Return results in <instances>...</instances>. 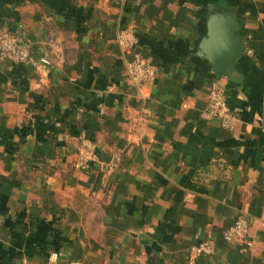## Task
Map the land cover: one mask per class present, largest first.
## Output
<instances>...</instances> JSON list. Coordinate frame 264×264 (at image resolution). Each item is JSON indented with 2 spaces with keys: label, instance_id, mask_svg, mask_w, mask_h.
<instances>
[{
  "label": "crops",
  "instance_id": "obj_1",
  "mask_svg": "<svg viewBox=\"0 0 264 264\" xmlns=\"http://www.w3.org/2000/svg\"><path fill=\"white\" fill-rule=\"evenodd\" d=\"M225 11L246 51L218 80L196 54ZM0 28L50 59L0 63V264H190L202 242L195 264H264V0H0ZM213 84L233 130L202 117ZM85 150L122 161L78 170ZM239 217L251 246L224 239Z\"/></svg>",
  "mask_w": 264,
  "mask_h": 264
},
{
  "label": "built area",
  "instance_id": "obj_2",
  "mask_svg": "<svg viewBox=\"0 0 264 264\" xmlns=\"http://www.w3.org/2000/svg\"><path fill=\"white\" fill-rule=\"evenodd\" d=\"M110 1V0H107ZM118 44L125 52L133 53V60L127 65V73L131 82L137 86L152 85L158 76L156 66L146 61L142 54L137 51L138 41L133 31L121 32L118 36ZM30 64L34 68H42L50 63L47 50H41V56L35 57L34 50L30 44L20 42L11 32L0 28V63ZM206 120H218L220 125L227 130H233L239 122V116L227 104L224 90L217 84H213L209 93L208 101L202 112ZM122 161L120 154H114L108 162H102L98 155L90 151H81L75 157V167L78 170H88L91 164H97L103 170H114L119 168ZM226 241L240 240L247 245L252 243L249 238V226L244 217H239L224 232ZM215 245L211 242H202L190 250V264H195L199 256H210L215 253ZM46 264H61L59 256L52 254ZM69 264H82L74 260Z\"/></svg>",
  "mask_w": 264,
  "mask_h": 264
},
{
  "label": "water",
  "instance_id": "obj_3",
  "mask_svg": "<svg viewBox=\"0 0 264 264\" xmlns=\"http://www.w3.org/2000/svg\"><path fill=\"white\" fill-rule=\"evenodd\" d=\"M239 30L240 24L233 12L216 13L209 18L207 33L196 55L210 63L218 80L246 51Z\"/></svg>",
  "mask_w": 264,
  "mask_h": 264
}]
</instances>
